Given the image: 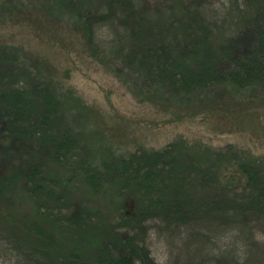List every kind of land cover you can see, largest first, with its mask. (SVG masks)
Masks as SVG:
<instances>
[{
	"label": "trees",
	"instance_id": "obj_1",
	"mask_svg": "<svg viewBox=\"0 0 264 264\" xmlns=\"http://www.w3.org/2000/svg\"><path fill=\"white\" fill-rule=\"evenodd\" d=\"M84 1L73 11L86 52L140 102L178 120L263 106L264 0H222L220 13L214 0ZM0 2V16L19 11L20 25L59 34L51 0L45 8ZM27 55L0 44V244L18 256L19 243L27 250L18 264H160L148 243L153 230L170 247L167 264H264V160L238 154L233 164L231 152L206 149L186 162L168 148L111 154L99 168L66 120L81 100L55 88L45 67L34 72ZM65 172L82 178L97 207L71 211L80 201L57 190L72 182ZM16 197L34 211L17 212Z\"/></svg>",
	"mask_w": 264,
	"mask_h": 264
},
{
	"label": "rangeland",
	"instance_id": "obj_2",
	"mask_svg": "<svg viewBox=\"0 0 264 264\" xmlns=\"http://www.w3.org/2000/svg\"><path fill=\"white\" fill-rule=\"evenodd\" d=\"M0 1L17 6L20 1L30 0ZM35 1L39 7L45 8L44 0ZM80 1L85 2L51 0L48 4V11L53 15L50 16V22L53 29L60 30L58 35H45L47 29H42L40 33L32 26L20 25L19 19H22V15L19 11H13V17L9 12H3L0 16V44L24 49L28 54L27 64L32 66L34 72L42 70V66L44 70L45 67L55 75V88L62 86L64 93L67 89H72L76 97L74 99L81 100L78 101L81 111L69 110L66 120L70 128L76 131L80 129L82 132V153L88 158L87 161L102 168L104 162L111 158V154L127 157L141 150L162 153L168 148L171 153H176L178 158H183L181 161L186 162L192 153H200L206 149L212 153L231 152L229 162L233 164V155L239 157L238 154L264 160V102L261 104L263 106H251L245 114L236 118L230 115L204 114L182 120L159 110L151 103L140 102L133 91L110 71V67L86 52L83 34L77 29L79 25L73 11ZM147 1L158 3L162 0ZM221 1L214 0L216 7H219V13ZM98 33L102 41H109L105 30H98ZM58 39L66 41V47H63ZM234 171L235 168L226 169L225 174L234 175ZM61 174L64 178L72 179V182L64 181V185L57 188L58 193L80 201L71 207V211L80 212L87 207H97L94 203L100 200L99 197L91 194L82 178H74L67 172ZM236 179L239 181L242 176L237 174ZM8 197L11 203L10 195ZM12 199L15 201L17 212L27 216L34 211L28 209L31 204L25 200L18 197ZM103 207L113 206L105 202ZM109 211L112 214L110 221L118 224V212L112 209ZM106 213L109 214L107 211ZM165 233L162 232V235ZM148 243L155 260L160 264H167L171 250L156 230H153ZM19 247L23 249L20 243ZM21 249L19 257L15 250L11 251L10 247L1 243L0 264H18L20 259L27 255V250ZM33 258L34 264L42 262L37 261L40 260L39 257Z\"/></svg>",
	"mask_w": 264,
	"mask_h": 264
}]
</instances>
